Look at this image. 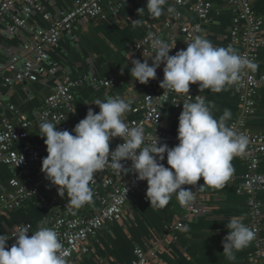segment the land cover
Returning a JSON list of instances; mask_svg holds the SVG:
<instances>
[{
	"label": "built area",
	"instance_id": "built-area-1",
	"mask_svg": "<svg viewBox=\"0 0 264 264\" xmlns=\"http://www.w3.org/2000/svg\"><path fill=\"white\" fill-rule=\"evenodd\" d=\"M169 1L175 11L153 24L132 45L128 59L131 87L142 86L143 92L133 91L134 96L130 102L132 117H126V123L130 126L142 127L146 135L156 134L161 143L173 147L178 143L177 134L172 135L159 129L161 111L165 103H171L178 110H182L183 102L186 100L195 102L196 97H202V95L192 89V84L189 85L188 95L161 86L164 75L163 63L156 69L155 79H150L147 84L133 80L130 70L131 59L143 61V56L149 57L153 54V35L162 38L169 47L174 44L169 55L186 49V41L190 42L197 35L203 36L201 19L207 18L213 5L207 0ZM225 4L232 13L228 46L238 47L239 53L245 55L256 66L254 69L249 68L243 71L234 83L240 110L228 126L238 134L246 136L248 144L244 150L245 171L239 177L240 183L235 184L236 177L231 176L226 184L230 186L235 184L237 192L246 198V225L255 233L252 240L253 252L249 254V258L253 264H264V237L261 235L263 206L257 197V193L264 190V173L259 171L260 160L264 156V133L254 132L245 127L246 120L255 113L258 92L264 88V73L260 72L257 60V50L264 44L260 37L264 17L254 11L251 0H225ZM124 6H128L125 0H109L106 6L102 4V0H74L71 8L52 14L44 6L43 0H0V20L8 18L7 34L16 35L22 29L29 32L28 39L23 40L17 52L12 54L6 63L5 67L13 73L4 78L3 84L11 88L14 84L26 81L35 82L44 77H56L60 66L52 60L49 52L60 46L61 39L66 37L69 40H75L77 33L83 29L84 22L97 20L109 22L111 18L116 20ZM165 7L167 10V4ZM33 14L41 16L47 24L46 27L28 26L27 18ZM190 17L199 20L191 22ZM148 63L151 65V59ZM86 82L94 90L107 89L105 99L124 98L112 90L115 85L113 77L90 76L86 78ZM80 85L82 81L62 73L51 87L49 94L42 98L39 108L32 111L30 116L5 101L0 93V110L11 114V117L0 115V165L16 171V174L7 180L6 185L0 182V215L26 208L31 204L44 210L46 214L42 221H47L46 226L57 231L63 245L62 251L67 253L68 264H75L89 255L91 238L107 224L125 220L124 207L132 196L140 194L142 200L148 202L145 194L147 182L138 180L132 171L121 175L110 164L95 173L90 183L94 193L93 199L79 208L70 204L67 195L59 196L58 186L52 185L42 173L41 160L47 155L46 145L44 141L32 143L29 139V131L36 123L43 121L54 123L60 120L56 124V129L72 132L73 128L66 116L72 109L75 90ZM91 102L92 107L99 111L98 106ZM121 142L120 137L112 138L109 145L110 151ZM15 144H19L20 147L15 148ZM21 155L23 161L17 165L16 162L21 159ZM159 162L168 167L166 154L165 159ZM121 163L131 168L130 160L121 161ZM203 183L201 178L195 186L184 185L185 188L193 190L194 201L189 206H183L177 200L182 219L197 216L200 213L198 190L205 185ZM41 186L47 189L49 197L41 192ZM14 228L15 226L8 229L5 235H10ZM181 228V221L169 224L168 235ZM36 229L30 226L28 235L30 236ZM14 240L15 237H10L7 245L10 247ZM152 243L157 245L158 240ZM156 245L149 249L135 246L131 264H149L155 257Z\"/></svg>",
	"mask_w": 264,
	"mask_h": 264
},
{
	"label": "crops",
	"instance_id": "crops-1",
	"mask_svg": "<svg viewBox=\"0 0 264 264\" xmlns=\"http://www.w3.org/2000/svg\"><path fill=\"white\" fill-rule=\"evenodd\" d=\"M109 0H102L106 6ZM128 6L122 7L118 18H111L109 22L92 21L84 22L75 40L64 37L60 46L49 52L52 60L57 62L60 70L56 77H44L38 81H26L14 84L11 88L3 84L5 77L13 72L5 67L12 54L16 53L23 40L28 39L29 32L20 30L16 35H8L6 26L8 18L0 20V93L5 101L16 106L21 112L31 115L37 110L42 98L49 94L56 79L62 74H68L72 79L82 81L75 90V98L72 109L67 113L66 119L72 128L83 119L88 108L98 112L90 104L96 99H105L107 89H92L86 82V78L95 76L99 78H115L113 91L124 96L132 102L133 91L143 92L142 86L131 87L128 72V53L134 42L142 37L147 30L158 21L166 18L168 11L159 18H153L146 6V0H125ZM213 5L207 18L201 19L203 36L214 46L229 47V27L232 13L225 4V0H207ZM74 0H43L46 9L52 14L65 11L73 6ZM254 11L264 17V0H251ZM172 4L169 1L167 8ZM143 8L142 11L138 9ZM138 10V12H137ZM138 19L139 24L134 25ZM199 19L190 17L191 22ZM28 26L46 27V22L38 14L27 18ZM260 37L264 41V25L260 30ZM237 53L238 47H231ZM257 60L260 72L264 73V44L257 50ZM192 89L205 98L215 107L212 109L214 117L218 118L225 109L231 111L229 122L239 113L237 90L234 83L227 84L220 92L210 89L199 90L198 84H192ZM89 102V103H87ZM87 103V104H85ZM181 110L171 103H165L161 111L159 129L177 134L178 116ZM1 116L11 117L5 110H0ZM126 117H132L131 112ZM38 124L32 126L29 131V139L32 143H41L44 138L39 134ZM245 127L254 132L264 133V88L258 92L255 105V113L245 123ZM15 144V148H19ZM231 164L234 168L232 176L236 177L235 184L240 183V176L245 171V155L234 156ZM259 171L264 173V156L261 157ZM16 174V171L5 165H0V182L7 184V180ZM234 185H225L223 188H213L206 184L198 190L200 213L182 219L175 195L168 205L163 208L153 207L142 200L140 194L132 196L124 207L125 220L107 224L100 232L90 240V253L75 264H131L135 246L149 249L156 244L155 257L149 264H253L250 253L253 252L252 241L250 244L235 253L236 259L229 261L223 254L221 241L227 235V224L232 216H242L243 222H247L246 198L237 192ZM184 187V186H182ZM41 192L49 197L47 189L40 187ZM146 192V190H145ZM263 206L261 216V235L264 237V190L257 193ZM46 212L35 205H28L12 212L0 215V234H6L7 230L21 223L29 224L33 228L45 217ZM181 221L180 230L169 233V224ZM187 228L188 231H184ZM167 236H170L169 238Z\"/></svg>",
	"mask_w": 264,
	"mask_h": 264
},
{
	"label": "clouds",
	"instance_id": "clouds-1",
	"mask_svg": "<svg viewBox=\"0 0 264 264\" xmlns=\"http://www.w3.org/2000/svg\"><path fill=\"white\" fill-rule=\"evenodd\" d=\"M167 3L168 0H146L153 18L164 13ZM167 11L172 13L175 9L169 6ZM133 22L139 24L138 19ZM186 44V49L169 55L174 44L169 47L162 38L153 35V54L143 56V61L131 59L133 80L147 84L155 79L156 69L163 63L161 86L185 95L190 84H198L199 90L220 92L227 84L235 83L243 71L256 67L245 55L231 47L214 46L202 35ZM91 103L99 111L88 108L72 132L57 130L60 120L38 124L47 152L41 160V171L52 185L58 186V195H67L76 208L92 201L94 193L90 183L95 173L107 164L121 175L132 171L138 180L146 181L149 205L163 208L175 195L181 205L189 206L194 201L193 190L182 186H195L202 178L203 184L209 187L223 188L234 173L231 161L248 144L246 136L227 125L231 111L225 109L216 118L212 112L215 106L201 96L195 102L182 103L177 124L178 143L173 147L161 143L156 134L146 135L142 127L126 123V113L131 110L126 99H96ZM114 137H120L122 142L110 151ZM165 154L168 167L159 162L165 159ZM129 160L130 169L121 163ZM22 161L21 155L16 164ZM46 225L47 221H41L30 236L27 224L16 225L10 235L0 234V264H68L57 231ZM226 227L229 231L221 241L222 252L227 260L234 261L235 253L246 248L255 233L243 222L242 216L230 217ZM10 237L15 240L9 247Z\"/></svg>",
	"mask_w": 264,
	"mask_h": 264
},
{
	"label": "rangeland",
	"instance_id": "rangeland-1",
	"mask_svg": "<svg viewBox=\"0 0 264 264\" xmlns=\"http://www.w3.org/2000/svg\"><path fill=\"white\" fill-rule=\"evenodd\" d=\"M86 257V256H85Z\"/></svg>",
	"mask_w": 264,
	"mask_h": 264
}]
</instances>
